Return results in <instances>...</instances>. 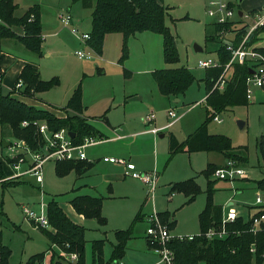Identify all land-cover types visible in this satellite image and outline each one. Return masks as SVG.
<instances>
[{"label":"rangeland","instance_id":"rangeland-1","mask_svg":"<svg viewBox=\"0 0 264 264\" xmlns=\"http://www.w3.org/2000/svg\"><path fill=\"white\" fill-rule=\"evenodd\" d=\"M33 2H41L43 6L42 25L46 42L44 57L40 62L42 76L47 81L58 77L60 86L44 96L40 94L43 99L38 100L37 106L25 102L43 110H48L47 107L62 109L82 85L85 106H90L87 113L90 124L105 135L103 139L97 137V143L86 148L88 160L96 162L87 174L78 178L73 172L59 178L55 173V162L50 161L44 166V183L40 186L26 174L28 159L21 164V175L17 176L19 173L16 174L14 170V166L19 164L17 159H12L10 151L1 146L3 140L11 139L9 130L2 131L0 126L3 180L20 183L4 189L0 179V205L3 204V209L0 206V233L3 244L13 251L11 264H25L31 256L49 250L47 237L25 217L24 206L40 213L42 202L47 204L55 200L71 219L76 220L70 201L81 195L103 197V216L108 220L105 228L100 227L94 219L84 221L86 264L93 262L92 242L101 239H106L104 260L109 261L113 245L117 243L115 231L131 227L142 207L143 216L148 218L164 212L172 214L173 221H176V227L171 231L172 237L200 235L199 215L205 209L208 183L202 172L206 170L208 162L223 163L225 159L216 153L187 152L171 158L169 140L173 134L180 142L185 141L206 119V68H200L198 64L200 61L217 63V51L222 45L206 42V26L213 24L205 13V5L208 7L209 0L163 1L166 7H170L166 24L178 40L180 62L174 65L164 61L163 37L152 33L129 39V57L123 63H120L123 56L122 35L108 36L102 55L93 52L72 34L71 27H65L59 19L60 14L70 12L76 23L83 24L81 29L76 24L75 29L82 33L85 28L91 27L92 9H84L80 5L82 2L79 4L76 0H18L16 16H22ZM257 2L260 3V0ZM209 29L213 33V27L209 26ZM15 30L23 33L22 28ZM231 36L222 37V43L228 44ZM196 46L203 51L197 52ZM260 46L264 47V34ZM49 51L52 55H49ZM78 51L90 53L93 60H81L76 55ZM183 66L192 71L196 82L180 103L169 104L160 94L151 74L156 70ZM127 74L130 76L127 77ZM170 108H174L179 116L182 115L180 122L164 132V138L158 135L155 140L154 136L145 135L143 132L149 128L144 124L145 118L155 113L156 125L162 127L167 123L166 112ZM67 115L79 116L72 112ZM217 116L222 122L212 121L209 133L230 138L235 148H248V162H242V167L248 172L249 181L237 180L236 185L235 182L216 180L212 176L211 180L216 181L214 204L226 208L229 199L236 195V209L243 212L245 220H249L250 215L264 211V207L253 205L258 195L264 200V191L259 190L256 184L264 179V158L259 148L260 139H264V101H249L247 106L233 107ZM240 122L244 123L243 128ZM117 131L121 134L120 138L116 137ZM104 158L126 160L135 165L139 174H156V191L151 193L149 186L142 181L125 177L123 166L104 163ZM193 178L202 191L195 202L187 204L188 199L183 194L170 195V184ZM109 187L112 193L108 191ZM164 224L169 228L168 223ZM147 229L146 220L137 223L125 257L112 264H160V258L147 250ZM46 263H50V260Z\"/></svg>","mask_w":264,"mask_h":264},{"label":"trees","instance_id":"trees-1","mask_svg":"<svg viewBox=\"0 0 264 264\" xmlns=\"http://www.w3.org/2000/svg\"><path fill=\"white\" fill-rule=\"evenodd\" d=\"M82 2L84 8L92 9V30L88 46L98 55H102L104 41L109 34H121L123 36V56L120 63L129 57L128 41L131 37L150 32L163 37V58L166 64L174 65L180 62L177 37L166 24L170 7L164 5V0H76ZM18 9L16 0H0V55L3 42L14 39L21 43L27 50L37 57L42 56L43 25L39 6H33L22 17L15 15ZM34 19L31 20V17ZM240 25V26H239ZM213 27V33L210 32ZM22 28L23 33H17L15 29ZM224 32L235 34L232 42L238 47L244 39L247 28L241 23L206 26V42L221 43L218 49L219 65L206 69V120L187 139L180 142L174 135L170 136L169 152L171 158L179 153L188 152H214L223 155L227 160H234L240 166L246 163L248 148H234L230 138L224 135H210L208 127L218 114L226 112L237 106H247V78L256 67L251 62L243 65L235 64L232 67L231 78L226 81L223 91L215 89V85L226 73V65L231 61V53L227 51V45L221 38ZM264 28L256 31L250 38V44L258 40L259 34ZM264 54V50H259ZM127 73V71H126ZM128 75V74H127ZM155 82L162 95L178 99L184 96L189 88L196 82V77L187 67L174 69H161L152 73ZM18 80H23L26 98H34L35 95L49 92L60 86L58 77L49 81L41 79L39 70L31 65L24 67ZM82 85L72 94L65 109L76 112L79 116H69L65 119L56 117L48 110L39 109L28 105L11 95L0 93V126L2 131L9 130L10 137L25 141L33 149H37L42 138L36 127H22L24 121L46 122L52 130L67 129L76 134L75 143H81L85 137H101L95 127L90 125L83 117ZM6 142L3 140L2 144ZM260 152L264 158V139L259 142ZM242 152L243 154H239ZM92 167L88 161H66L55 165V173L59 178L69 176L71 173L80 176ZM216 165L209 164L202 174L208 180L206 191L205 209L199 215L201 234L193 236V239L174 237L169 242V248L175 254L174 264H264V224L256 233L252 230L253 218L245 220L239 217L235 223L227 226V236L223 239H208L206 233L210 229H220L223 209L214 204L215 183L211 177ZM4 166L0 160V179L4 189L18 186L20 183L3 180ZM258 189L264 191V179L256 183ZM171 194H183L188 200L187 204L195 202L202 193L196 179L171 185ZM77 214L86 219H94L103 227L107 220L103 216L104 199L101 197L80 196L70 201ZM3 204L1 208L3 209ZM164 223H168L170 231L176 227V221L171 220L172 214L168 212L158 214ZM144 219L140 211L133 220V224L126 230L115 232L117 243L113 245V251L109 261L104 260V246L106 240L92 242V264H112L122 260L128 250V244L133 239L134 226ZM49 229L40 228L49 241V250L31 256L25 264H46V254L51 252L48 264H86V229L75 224L59 206L55 200L48 202ZM147 237V243L149 244ZM54 246L59 251L53 249ZM254 249V252H252ZM12 249L3 244L0 233V264H10ZM76 254V261H71L69 256Z\"/></svg>","mask_w":264,"mask_h":264},{"label":"built area","instance_id":"built-area-1","mask_svg":"<svg viewBox=\"0 0 264 264\" xmlns=\"http://www.w3.org/2000/svg\"><path fill=\"white\" fill-rule=\"evenodd\" d=\"M207 15L218 25H227L241 23V26L247 28V33L238 47H234L232 43L227 45V51L231 53V61L226 65L225 75L215 85V89L223 90L226 85L228 73L232 71V67L235 64L243 65L245 62H251L256 67L253 69L251 75L247 78V99L251 101L254 97L255 90H264V54L250 44V38L254 33L264 28V9L248 14L238 15V9L235 5L234 0H209L207 7ZM34 16L31 17V20ZM61 23L70 27L72 24V16L69 13L60 15ZM240 26V25H239ZM72 32L78 35L76 29H72ZM231 32H224L222 36L230 34ZM233 34V33H231ZM87 42L90 40V34H83L81 38ZM76 55L80 59L93 60V56L90 53H84L78 51ZM218 63L203 62L200 61L198 66L200 68H212L217 67ZM4 74L0 70V88L3 85ZM25 84L23 80H18L15 85V95L23 96L21 94L24 91ZM14 95V96H15ZM169 122L165 127L157 128L150 127L149 133L158 135L162 131L171 129L181 117L171 109L168 112ZM155 114L152 113L146 118V122L151 125L154 122ZM214 121L221 122L220 118L215 117ZM36 127L37 131L41 136L42 142L39 144L37 149L30 147L25 141L15 140L9 144L7 148L10 151V157L17 159L18 165L14 166L17 176L21 175V164L25 163L28 159V168L26 174L36 179L39 185L44 182V166L50 161L55 163L66 162V161H87L86 148L93 146L97 143L96 137H85L82 143H75V139L71 138L70 131L67 129H61L59 131L52 130L46 122L34 121L32 123L24 121L22 123L23 128L30 126ZM30 158V159H29ZM104 162L111 164H119L126 168V176L132 177L142 181L144 184L149 186L150 192L153 193L157 186V175L153 174H139L136 172L134 164L129 163L126 160L104 158ZM30 162V163H29ZM15 174V175H16ZM216 180L235 182L241 179H249L248 172L240 166L234 160H228L224 166H221L215 170L212 175ZM256 205L264 207L263 198L258 195L256 198ZM46 203L40 204V213H36L32 207L24 206L23 213L25 217L30 220L35 227L38 229H48L50 227L48 222ZM239 218V213L236 209L230 208L226 215L222 218L220 229H210L205 235L208 239H223L227 236V226L236 222ZM253 228L252 230L256 233L260 230L262 224H264V211L259 212L252 216ZM147 237L152 252L160 258V264H174L175 254L169 248V242L174 238L171 236V231L167 225H165L160 217L156 214L148 219ZM181 238V237H179ZM193 239V236L189 238ZM254 252V249H252ZM78 256L72 254L69 256L71 261H76ZM46 263V262H45ZM47 264V263H46Z\"/></svg>","mask_w":264,"mask_h":264},{"label":"crops","instance_id":"crops-1","mask_svg":"<svg viewBox=\"0 0 264 264\" xmlns=\"http://www.w3.org/2000/svg\"><path fill=\"white\" fill-rule=\"evenodd\" d=\"M37 1V0H36ZM235 1V5H236V7H237V9H238V15L240 16V13L243 15V14H248V13H252V12H256V11H260V10H262V9H264V0H260V3H258L257 2V0H234ZM77 3H79L80 4V1H76ZM16 3L18 4V0H16ZM82 7H83V5H82V3L80 4ZM33 6H39L40 7V10H41V19L43 18V12H42V10H43V6H42V4H41V2H33V4L32 5H30L29 6V8L28 9H30L31 7H33ZM84 8V7H83ZM27 9V10H28ZM85 9V8H84ZM27 10H26V12H27ZM25 12V13H26ZM93 12V11H92ZM24 13V14H25ZM69 14H70V12H68ZM205 13H206V15H207V7H206V5H205ZM23 14V15H24ZM15 15H16V13H15ZM22 15V16H23ZM61 15V14H60ZM71 16H72V24H71V32H72V29H75V25L77 24V26H78V29H81V28H83V24L82 23H76L75 22V19H74V17H73V15L72 14H70ZM22 16H20V17H22ZM208 16V15H207ZM18 17V16H17ZM208 18H210L209 16H208ZM59 19H60V16H59ZM211 19V18H210ZM212 20V19H211ZM61 21V20H60ZM213 21V20H212ZM214 23V22H213ZM216 24V23H215ZM66 27V26H65ZM69 27V28H70ZM78 29H76L77 31H78V35H76V34H74L73 32H72V34L74 35V36H76L78 39H80L81 38V36L83 35V34H90V32H91V30H92V23H91V27H89L88 29H86L85 28V31H83L82 33L78 30ZM145 33H150V32H145ZM145 33H141V34H137V35H135V36H133V37H131V38H136L137 36H141V35H144ZM21 34V33H20ZM153 34V33H152ZM263 34H264V32L263 33H261V34H259V36H258V40L257 41H255L252 45L255 47V48H257L258 50H264V47L263 46H260V41L262 40V36H263ZM110 35H112V34H109V35H107L106 36V38L108 37V36H110ZM119 35H121V34H119ZM157 35V34H156ZM228 35H232L231 36V39H229V43H232L234 40H235V34H226V35H224L223 37H227ZM55 36V35H54ZM123 37V36H122ZM106 38H105V40H106ZM130 38V39H131ZM80 40H82V39H80ZM46 42V40L44 39V35H43V45H42V56L41 57H37L36 55H34V54H32L29 50H27L21 43H19L18 41H16V40H14V39H8V40H5L4 42H3V47H2V53H1V55H0V70L3 72V74H4V81H3V85H2V87L0 88V93L2 94V95H11V96H13V97H15V98H17V99H19V100H22V101H27L28 103H30V105H35V106H37L36 105V103H39V99H43V97H42V95L44 96V94H46L47 92H45V93H41L42 95H41V97L39 96L40 94H37V95H35V97L34 98H32L31 100H30V98H26L25 96H16L15 95V91H14V89H15V85H16V82L18 81V78H19V76H20V74H21V72L23 71V69H24V67L25 66H27V65H31V66H34V67H36L38 70H39V73H40V76H41V79L42 80H44V78H43V76H42V72H41V59L44 57V44H45V42ZM83 41V40H82ZM86 45H88L87 44V42H85V41H83ZM90 48V47H89ZM91 49V48H90ZM92 50V49H91ZM93 51V50H92ZM94 52V51H93ZM49 53V55H52V53L49 51L48 52ZM77 53V52H76ZM217 56H218V64H219V55H218V51H217ZM82 60V59H81ZM90 61H92V60H90ZM192 72V71H191ZM153 73V72H152ZM229 79L231 78V75H232V71H230L229 73ZM152 75V74H151ZM127 77H129L130 75L128 74V75H126ZM152 77H153V75H152ZM154 79V78H153ZM44 81H47V80H44ZM49 81V80H48ZM155 81V80H154ZM157 84V83H156ZM158 87V86H157ZM158 90H159V88H158ZM224 90V89H223ZM223 90H220V91H223ZM160 92V91H159ZM187 93V92H186ZM161 94V93H160ZM15 95V96H14ZM162 95V94H161ZM256 95V96H255ZM162 96H164V95H162ZM185 96V95H184ZM184 96H181L180 98H178V99H173V98H168V97H166V96H164L165 98H166V100H167V102L169 103V104H178V103H180L181 101H182V98L184 97ZM262 96V97H261ZM206 98H207V91H206ZM206 98H205V100H206ZM264 101V90H255V94H254V97H253V99L251 100V101ZM34 101H35V103H34ZM249 101V100H248ZM45 103H47V102H45ZM48 104V103H47ZM48 105H50V104H48ZM82 105H83V109H84V111H83V115H81V117H83V118H85L86 120H87V122L90 124V121H89V119H88V110H89V107L90 106H88V107H86L85 106V100H84V98H83V100H82ZM48 108V110L50 111V112H52L56 117H58V118H61V119H65V118H67L68 117V115H67V113H69V112H72V113H74V114H77L76 112H74V111H72V110H67V109H65V108H62V109H59V108H54V109H52V107H47ZM171 109H174V108H170L169 110H167V112H166V116H167V123H166V125L168 124V122H169V117H168V112L171 110ZM175 110V109H174ZM155 114V113H154ZM70 116V115H69ZM75 116V115H74ZM148 117V116H147ZM180 117L182 118V115H180ZM217 117V116H216ZM106 118V117H105ZM156 120H157V116H156V114H155V119H154V122L151 124V125H149V123H147L146 122V118H145V120H144V124L146 125V126H149V128L146 130V131H144L143 133L145 134V135H152V136H154V138H155V140L157 139V137H158V135H161V138H164V132H166V131H168V130H165V131H162L161 133H159L158 135H154V134H152V133H149V130H150V127H157V128H162V127H165L166 125H164V126H162V127H158L157 125H156ZM181 120V119H180ZM180 120L177 122V123H179L180 122ZM206 120V119H205ZM221 120V119H220ZM214 122H216V121H214ZM221 122H222V120H221ZM221 122H217V123H221ZM176 123V124H177ZM204 123V122H203ZM202 123V124H203ZM175 124V125H176ZM201 124V125H202ZM91 125V124H90ZM174 125V126H175ZM93 126V125H92ZM173 126V127H174ZM94 127V126H93ZM243 127H244V125H243ZM197 130V129H196ZM195 130V131H196ZM99 133H100V135H102L101 137H99L100 139H103L104 138V133H102L101 131H99V130H97ZM194 133V132H193ZM192 133V134H193ZM208 133H209V127H208ZM163 134V135H162ZM210 134V133H209ZM173 135V134H172ZM191 135V134H190ZM210 135H215V134H210ZM116 137L117 138H120L121 137V134H119V132L117 131L116 132ZM75 138H76V134H75ZM75 138H73V139H75ZM97 138V137H96ZM11 139H13V141H15L16 139L15 138H12L11 137ZM11 139L10 140H6V142L8 143V142H10L11 141ZM15 139V140H14ZM261 140V139H260ZM83 142V141H82ZM81 142V143H82ZM10 144V143H9ZM2 148H4V146H3V144H2ZM235 148V147H234ZM5 149V148H4ZM188 153V152H187ZM196 153H206V154H213L214 152H196ZM192 154H195V153H192ZM216 154H218V153H216ZM219 156H223V155H221V154H218ZM224 157V156H223ZM224 162L223 163H217V162H208V164H207V167H208V165L209 164H211V165H216L217 167H221V166H224L225 164H226V162L228 161L225 157H224ZM1 160V159H0ZM87 161H88V163H91L92 164V167H91V169H93V167L95 166V164H96V162L95 161H89L88 160V158H87ZM103 162H104V160H103ZM104 163H106V162H104ZM57 163H55V165H56ZM111 164V163H110ZM117 165H119V164H117ZM122 166V165H121ZM124 167V166H123ZM206 167V168H207ZM205 168V169H206ZM244 168V167H243ZM90 169V170H91ZM124 169H125V172H126V168L124 167ZM90 170H88L87 172H85L84 174H82V175H80V176H78V178H81V177H83L85 174H87ZM77 175V174H76ZM125 177H129V176H126V174H125ZM31 178H33V177H31ZM34 180H35V182H36V179L35 178H33ZM134 179V178H133ZM246 181V180H245ZM247 181H249V179H247ZM224 182H227V181H224ZM238 182H242V181H238ZM237 182V183H238ZM44 183V182H43ZM230 183H233V182H230ZM36 184H38L37 182H36ZM235 184H236V182H235ZM234 184V185H235ZM239 184V183H238ZM39 185V184H38ZM43 185V184H42ZM42 185H40V186H42ZM171 185L172 184H170V189H171ZM237 185V184H236ZM236 188H237V186H236ZM108 191L110 192V193H112V191H111V187H109L108 188ZM156 191V190H155ZM154 191V192H155ZM153 192V193H154ZM171 196H173V195H175V194H170ZM81 196H89V195H81ZM235 196L236 195H233V197H232V199L230 200L229 199V201H228V203H227V205H226V208L224 207V206H220V205H218V206H220V207H222V209H223V216L224 215H226V213L228 212V210L230 209V208H234V209H236V205H235V202H234V200H235ZM76 197H80V196H76ZM91 197H94V196H91ZM101 198H103V197H101ZM257 198V197H256ZM104 199V198H103ZM47 205H48V203H47ZM104 205V204H103ZM253 205H256V199H255V204H253ZM70 206H71V204H70ZM62 208V207H61ZM71 208H72V210H73V212L75 213V219L76 220H73V219H71L68 215H67V213H66V215L75 223V224H77V225H79V226H82L83 227V223H84V221L85 220H88V219H86L84 216H82V215H79V214H77L76 213V211L73 209V207L71 206ZM237 210V209H236ZM140 211H142V213H143V207L140 209ZM139 211V212H140ZM238 211V213H239V217H242L243 216V212H241L240 210H237ZM138 212V213H139ZM47 215H48V207H47ZM143 215V214H142ZM223 216H222V218H223ZM254 216V215H253ZM144 217V219L143 220H146L147 221V226H148V217L147 216H143ZM250 217H252L251 215H250ZM105 218V217H104ZM243 218V217H242ZM244 219V218H243ZM89 220H93V219H89ZM106 220H107V218H106ZM172 220H173V218H172ZM32 223V222H31ZM33 224V223H32ZM34 225V224H33ZM107 225H108V220H107ZM106 225V226H107ZM106 226H103L104 228L106 227ZM101 227V226H100ZM128 229V228H127ZM118 230H126V229H118ZM118 230H116V231H118ZM115 231V232H116ZM101 240H106V239H101ZM145 240H146V245H147V250L149 251V252H151L152 254H154L153 252H152V250H151V247L148 245V243H147V234H146V237H145ZM53 249H55V250H57L58 248L56 247V246H54V248ZM48 251V250H47ZM46 251V252H47ZM13 252V251H12ZM12 255H13V253H12ZM155 255V254H154ZM156 256V255H155ZM12 258V257H11ZM51 259V252L49 253H47L46 254V262L48 261V260H50ZM11 261H12V259H10V264H11ZM121 264H124V263H121Z\"/></svg>","mask_w":264,"mask_h":264},{"label":"water","instance_id":"water-1","mask_svg":"<svg viewBox=\"0 0 264 264\" xmlns=\"http://www.w3.org/2000/svg\"><path fill=\"white\" fill-rule=\"evenodd\" d=\"M240 16H242L241 13H240ZM196 51H197V52H202L203 49L200 48V47H198V46H196ZM239 125H240L241 128H243L244 123L240 122ZM70 136H71V138H75V133L70 132ZM3 146H4V148H8V147H9V143L4 142V143H3Z\"/></svg>","mask_w":264,"mask_h":264}]
</instances>
